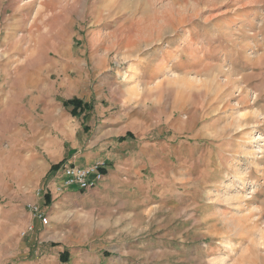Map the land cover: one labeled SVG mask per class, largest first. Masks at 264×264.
<instances>
[{
    "label": "rangeland",
    "instance_id": "374dc122",
    "mask_svg": "<svg viewBox=\"0 0 264 264\" xmlns=\"http://www.w3.org/2000/svg\"><path fill=\"white\" fill-rule=\"evenodd\" d=\"M93 92L142 186L42 205L41 126ZM0 264H264V0H0Z\"/></svg>",
    "mask_w": 264,
    "mask_h": 264
},
{
    "label": "crops",
    "instance_id": "0c3cea01",
    "mask_svg": "<svg viewBox=\"0 0 264 264\" xmlns=\"http://www.w3.org/2000/svg\"><path fill=\"white\" fill-rule=\"evenodd\" d=\"M92 94V97L88 94L87 99L84 100L79 98L81 106L76 109L63 105L65 101L69 100L62 101V108L56 107L54 109L56 114L53 113L58 119L49 122L47 119L45 123L42 122L44 123L41 126L43 135L38 140L36 139L45 158V163L41 164L45 174L38 179L39 182L43 179L39 197L42 205H50L53 201L52 198L55 197L79 195L87 197L90 201V206L83 209L84 214L89 215L92 210L106 209L102 205L98 206L100 202L92 205V198L109 204V201L111 203L115 201L111 199V196L122 194V190L132 189L133 192H137V188L142 186L140 169L143 167L139 161L140 153L145 150L152 151V147L149 145L148 148H141L138 145L133 135V131L137 127L135 120L129 119L122 111L111 112L110 109L99 108L100 104L94 101L99 98L96 96V92ZM45 107L48 108V104ZM89 122H92V125L95 124V128L90 138H85L86 132L89 130L87 128ZM50 127L56 129L58 136L54 137L50 134ZM96 161H103L104 166L101 170L103 179L95 188L82 191L75 186H70L62 188L61 191L55 190L61 182L63 176L61 169L64 166L83 168ZM121 207L123 205L116 204L108 209L113 210ZM39 208L43 213L41 207ZM28 226H32V230L24 236L21 235L22 237L36 232L40 233L46 225L44 226L38 220L33 219V222L27 224L20 234ZM60 257V262L65 263L64 255Z\"/></svg>",
    "mask_w": 264,
    "mask_h": 264
},
{
    "label": "built area",
    "instance_id": "2783aa9c",
    "mask_svg": "<svg viewBox=\"0 0 264 264\" xmlns=\"http://www.w3.org/2000/svg\"><path fill=\"white\" fill-rule=\"evenodd\" d=\"M103 166V161H96L93 164L83 168L64 166L61 169L63 174L61 182L59 186L55 188V190L61 191L62 188L70 186H75L82 191H88L92 188H95L103 179V174L101 172ZM39 194L40 193L38 192L37 195ZM29 208L33 219L38 220L44 226L48 224L47 217L40 212L38 206L34 204L30 205ZM32 228V226H28L21 235L24 236L27 232L31 231Z\"/></svg>",
    "mask_w": 264,
    "mask_h": 264
},
{
    "label": "trees",
    "instance_id": "16d2710c",
    "mask_svg": "<svg viewBox=\"0 0 264 264\" xmlns=\"http://www.w3.org/2000/svg\"><path fill=\"white\" fill-rule=\"evenodd\" d=\"M63 105L64 106H72L74 109H76V108H79L81 106V102L78 99H72L69 101H65L63 103Z\"/></svg>",
    "mask_w": 264,
    "mask_h": 264
},
{
    "label": "bare ground",
    "instance_id": "6f19581e",
    "mask_svg": "<svg viewBox=\"0 0 264 264\" xmlns=\"http://www.w3.org/2000/svg\"><path fill=\"white\" fill-rule=\"evenodd\" d=\"M228 81H229V80H228ZM229 83H230V82H229ZM241 96H242V95H241ZM240 101H245V100H244V97H242V98L240 99ZM234 126H235V125H234ZM245 126H246V125H245ZM242 127H243V125H240V124H239L238 127H237V129H240V128H242Z\"/></svg>",
    "mask_w": 264,
    "mask_h": 264
}]
</instances>
